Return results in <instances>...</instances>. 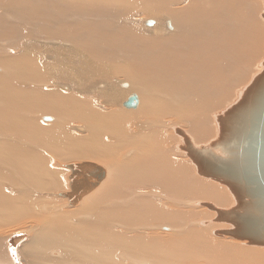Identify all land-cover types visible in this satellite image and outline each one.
Wrapping results in <instances>:
<instances>
[{"label": "bare ground", "instance_id": "6f19581e", "mask_svg": "<svg viewBox=\"0 0 264 264\" xmlns=\"http://www.w3.org/2000/svg\"><path fill=\"white\" fill-rule=\"evenodd\" d=\"M263 59L264 0H0V264H264L211 233L196 202H234L183 143L218 139Z\"/></svg>", "mask_w": 264, "mask_h": 264}, {"label": "water", "instance_id": "95a60500", "mask_svg": "<svg viewBox=\"0 0 264 264\" xmlns=\"http://www.w3.org/2000/svg\"><path fill=\"white\" fill-rule=\"evenodd\" d=\"M217 123L218 139L210 146L195 147L184 136L183 143L197 174L224 185L234 205L228 209L217 208L206 201L195 205L202 204L213 211L212 222L229 226L214 228L212 234L228 235L248 245L264 247V59L259 73L237 101L217 118ZM89 166L91 169L84 171H81L83 165L71 166L75 174H79L71 181V199L74 194L87 192L104 177L102 167Z\"/></svg>", "mask_w": 264, "mask_h": 264}, {"label": "rangeland", "instance_id": "374dc122", "mask_svg": "<svg viewBox=\"0 0 264 264\" xmlns=\"http://www.w3.org/2000/svg\"><path fill=\"white\" fill-rule=\"evenodd\" d=\"M146 25L147 26H152L153 25V23H151V24H148V23H146ZM167 26V25H166ZM173 26V25H172ZM162 27L164 28V29H166V27H165V24H164V20L162 21ZM168 27V26H167ZM170 27H171V24H170ZM169 27V28H170ZM166 30H168V29H166ZM168 31H171V30H168ZM124 81H127V80H124ZM128 82V81H127ZM124 85H126V84H124ZM123 89H125V88H127V87H122ZM135 94V93H134ZM132 108H135V107H132ZM163 121H166V122H172V119H163ZM157 122H158V120H157ZM148 127H150V126H148ZM158 127V126H157ZM165 131H169V130H167V129H164ZM73 133H76V134H81L80 132H73ZM170 145V144H169ZM102 166V165H101ZM104 167V166H103ZM64 168L66 169V170H68V174H67V177H70L71 176V172H70V170L67 168V166L66 165H64ZM105 168V167H104ZM106 169V168H105ZM71 178V177H70ZM201 178H203L204 180H207V181H209V180H211L210 178H204V177H201ZM209 182H211V183H215V184H217L218 186H219V184H218V182H216V181H214V180H211V181H209ZM220 186H224V185H222V184H220ZM225 187V186H224ZM226 188V187H225ZM71 189V190H70ZM227 189V188H226ZM68 190H70L71 192H72V188L70 187ZM228 190V189H227ZM66 194H67V191H66V193H65V198H66V201L67 202H70V200H69V197H67L66 196ZM77 202V201H76ZM76 202H73V203H76ZM197 202H199V201H197ZM71 203V202H70ZM196 206H198V205H196ZM11 229H14V230H9V231H11V232H9L7 235H12V234H15V233H17V232H26L25 230H26V228L25 229H23V228H19L18 226H14L13 228H11ZM121 229V228H120ZM4 235V234H3ZM27 237H28V235H27ZM215 237H217V236H215ZM242 241V240H241ZM244 241V240H243ZM6 243L8 244V242H7V239H6ZM245 245H248L246 242L244 243ZM20 245V244H19ZM18 245V246H19ZM17 246V247H18ZM250 246V245H249ZM254 247H258V248H260L261 246H254ZM262 248V247H261ZM54 250H56V251H60V250H58V249H54ZM20 253H22V252H20ZM49 256H51V257H55V256H57V255H53L52 253H50L49 252V254H48Z\"/></svg>", "mask_w": 264, "mask_h": 264}]
</instances>
